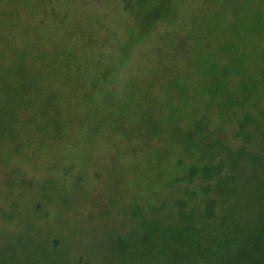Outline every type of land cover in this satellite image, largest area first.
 Wrapping results in <instances>:
<instances>
[{
    "label": "trees",
    "instance_id": "obj_1",
    "mask_svg": "<svg viewBox=\"0 0 264 264\" xmlns=\"http://www.w3.org/2000/svg\"><path fill=\"white\" fill-rule=\"evenodd\" d=\"M176 1L119 0L130 27L126 56L117 61L113 55L114 63L95 49L71 48V30L52 13L58 1L39 0L48 11L35 22L18 7L0 12V169L8 171L9 219L20 224L0 248V264H264V75L257 82L254 74L238 72L249 82L244 79L229 99L218 100L230 88L238 54L222 68L207 61L210 74L219 72L212 76L222 89L216 97L206 93L208 108L221 112L216 126L204 122L184 131L178 124L143 128L134 121L143 116V97L130 93L129 72L125 78L122 72L137 48L162 32ZM250 13L262 24L264 10ZM40 28L48 33L45 41ZM166 131L169 144H178L180 156L193 162L185 174L174 173L164 186L173 189L158 191L156 202L132 197L121 210L112 204L100 210L93 220L100 221L99 236L101 230L108 235L112 252L106 258L102 242L79 239L70 191L80 190L79 204L85 206L84 191L99 187L105 156L111 163L104 164V197L113 189L123 196L129 181L115 168L134 159L127 168L136 172L140 159L150 167L152 155L166 159ZM183 164L177 160L178 169ZM178 185L184 188L175 190ZM50 207L52 222L35 226L49 219ZM74 207L72 213L82 214L83 208ZM17 208L25 209L17 214ZM72 224L76 230L68 238Z\"/></svg>",
    "mask_w": 264,
    "mask_h": 264
},
{
    "label": "rangeland",
    "instance_id": "obj_2",
    "mask_svg": "<svg viewBox=\"0 0 264 264\" xmlns=\"http://www.w3.org/2000/svg\"><path fill=\"white\" fill-rule=\"evenodd\" d=\"M3 1L7 6L1 7L2 0H0V12H7L18 7L22 13H25L24 17L33 22L43 18L46 10L48 11L47 7L44 8L43 5H40L39 0ZM50 1H58L57 8H53L55 12H52L56 23L68 31L71 30V48L88 51L95 49V54L105 53L108 55L107 59L113 63V55L117 56V61L118 58L126 56L128 48L126 47L127 33L125 30L130 27V23L125 20L129 16L122 13L119 0ZM174 6L173 11L168 14L167 20L163 23L166 25L162 32L158 31L155 37L150 38L151 40L148 39L141 47L139 46L132 57L131 65H127L122 72L124 78L129 72L125 84L129 85L130 93H136L137 96L142 95L143 97V116L141 115L134 121H141L143 128L163 125L169 129V127L178 124L184 131L187 126L192 127L204 122L216 126L217 119L215 117L216 115L220 116L221 112L217 110V114L212 108H208L210 101L206 93L209 92V95L216 97L218 90L222 89L213 77L219 72L210 74L207 61L220 65L222 68V66L228 65L230 59L235 56L234 54H238L236 64L229 77L230 88L225 90L224 95L218 97V100L229 99L244 79L245 82H249V79L244 77L249 73L257 77V82L263 79L264 14L260 15V19H263L262 24L259 21L255 22L249 16H251L250 12L253 8L264 10V0H182V3L181 0H178ZM188 18L190 19L188 20ZM254 18L257 17L254 16ZM44 22L49 26L51 21L45 19ZM53 26L58 28L56 24ZM39 35H41L42 41L48 39V33L43 28H40ZM165 35L170 36L166 37ZM162 36L165 38H161ZM231 46H233L232 49H230ZM211 53L214 56H209ZM173 60L177 62L174 70ZM240 71L244 72V76H238ZM206 119L208 120L206 121ZM215 130L218 129L215 128ZM171 139L172 135L169 131L162 134L163 149L166 148L169 154L166 159L161 161L152 155L154 161H151V167L148 161L140 159L142 168H134L135 170L141 168L135 172L127 168L130 163L135 162L134 159H129L126 161L127 163L122 164L123 168H115L116 172H120L129 181V189H126L123 196L114 195L121 191L113 189L112 196L109 194L104 197L106 194L105 185L109 180V174L104 169V164L108 166L111 161L105 156L101 157L102 169L98 181L99 187L84 191L89 196L85 206L81 207L79 204L82 201L78 196L81 191H70L71 220L80 224L79 239L89 243H93L95 240L102 242L107 250L105 257L109 258L112 250L109 247L108 235L103 232L104 230H101L100 237L98 232L100 221L93 220L100 210L107 204L118 206L121 210L133 203L132 197L138 201L147 199L150 203L156 202L155 195H159V193L165 195L170 189H173L170 184L167 185V188L164 186L167 181L172 180L174 173L185 174L193 160L185 153L180 156L179 145L173 141L172 144H169L168 141ZM135 158L138 159L139 154ZM179 159H183L184 164L178 169L177 160ZM94 175L95 172L91 177ZM39 176H43L42 170H38ZM8 180V171L0 169V248L5 245L7 239L16 232L15 229L20 225L17 220L9 219ZM124 182L126 184L123 182L122 184L127 185V182ZM178 186H175L177 191L184 188V185ZM36 191L37 189H33V193ZM98 196L100 199L95 203L94 199ZM75 205L84 209L82 214L72 213V210L76 211ZM24 209L17 208L16 213L21 214ZM48 210L47 218L49 219L37 222L35 226L48 224V221L52 222L54 212L52 207ZM74 225L76 224H72L69 230L64 232L68 238H71V231L76 230L72 228ZM92 264H96V262L92 261Z\"/></svg>",
    "mask_w": 264,
    "mask_h": 264
}]
</instances>
